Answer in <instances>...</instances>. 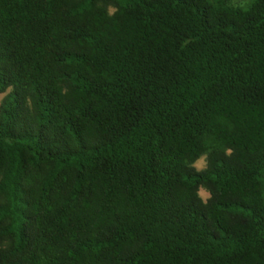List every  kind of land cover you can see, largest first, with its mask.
<instances>
[{"label": "trees", "instance_id": "trees-1", "mask_svg": "<svg viewBox=\"0 0 264 264\" xmlns=\"http://www.w3.org/2000/svg\"><path fill=\"white\" fill-rule=\"evenodd\" d=\"M0 95V264H264V0H0Z\"/></svg>", "mask_w": 264, "mask_h": 264}, {"label": "rangeland", "instance_id": "rangeland-1", "mask_svg": "<svg viewBox=\"0 0 264 264\" xmlns=\"http://www.w3.org/2000/svg\"><path fill=\"white\" fill-rule=\"evenodd\" d=\"M251 1L252 0H230V5L238 6L241 8H246L251 3ZM2 97H3V95H0V101H1ZM201 160H203V159H201ZM202 165H203V162L200 161L197 163L196 167L199 169V168H201ZM200 194H201V196L206 197V193L204 191H201Z\"/></svg>", "mask_w": 264, "mask_h": 264}]
</instances>
